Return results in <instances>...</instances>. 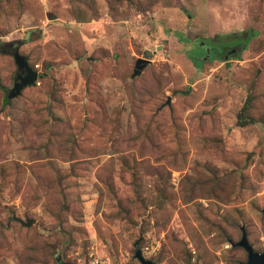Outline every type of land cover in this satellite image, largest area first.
Wrapping results in <instances>:
<instances>
[{
	"label": "rangeland",
	"instance_id": "374dc122",
	"mask_svg": "<svg viewBox=\"0 0 264 264\" xmlns=\"http://www.w3.org/2000/svg\"><path fill=\"white\" fill-rule=\"evenodd\" d=\"M0 46V264L264 252V0H0Z\"/></svg>",
	"mask_w": 264,
	"mask_h": 264
},
{
	"label": "water",
	"instance_id": "95a60500",
	"mask_svg": "<svg viewBox=\"0 0 264 264\" xmlns=\"http://www.w3.org/2000/svg\"><path fill=\"white\" fill-rule=\"evenodd\" d=\"M8 48L7 51L12 55L14 58L15 64L17 66V72L14 77L13 89L11 93L7 95V98H15L20 93L21 90L27 86H31L35 83L38 75L35 71H33L30 66L28 65L27 58L25 56H21L18 53L19 44L12 47V45H7L5 48ZM5 48H2L5 51ZM151 53L149 51H145L144 57L139 58L136 62L135 69L133 70V76H138L141 74L142 70L148 65L149 60L148 58L151 57ZM169 104V100L167 102ZM32 221L28 220L25 226L29 227ZM242 246L248 254V262L247 264H264V252L263 253H256L253 251L252 247L247 243L245 235L242 237L241 242L238 244ZM136 257L140 260L141 264H153L150 261H146L143 259L141 252H136Z\"/></svg>",
	"mask_w": 264,
	"mask_h": 264
},
{
	"label": "trees",
	"instance_id": "16d2710c",
	"mask_svg": "<svg viewBox=\"0 0 264 264\" xmlns=\"http://www.w3.org/2000/svg\"><path fill=\"white\" fill-rule=\"evenodd\" d=\"M178 38L180 39V40H184L183 38H181V36H178ZM205 42H203V44H204ZM212 43H213V41H212ZM201 45V42H198V45H196L197 46V48H198V51H199V54H198V56L196 57V59L194 60L196 63H200V62H206V61H211V60H214V59H216V58H218L217 56H215L214 57V55L213 56H209V59L208 60H202L200 57L201 56H204L205 55V53H204V50H203V47L202 46H200ZM206 44V43H205ZM220 45V44H219ZM211 46V45H210ZM224 48V51L226 52L228 49H230V48H233V47H236V45H232V46H226V45H222ZM221 46V47H222ZM2 48H4V47H2V46H0V52L1 53H5L6 51H3L2 50ZM242 50V46L240 45V46H238L237 47V54L235 55V56H233V57H236L237 55H238V52L239 51H241ZM11 55V54H10ZM12 56V55H11ZM13 58V57H12ZM217 60H224V58L222 57H220V58H218ZM199 61V62H198ZM17 72V71H16ZM16 74V73H15ZM15 77V76H14ZM13 81H14V79H13ZM27 87H29V86H27ZM27 87H25V88H27ZM24 89V88H23ZM22 89V90H23ZM22 90H21V92H22ZM5 103H8V100L6 99L5 100ZM245 110V105L243 106V108H242V110L241 111H244ZM241 115V114H240ZM240 117V116H239ZM242 121H243V124H245L246 122V119L245 118H242ZM247 121H248V119H247ZM249 121L250 122H252V120L251 119H249ZM241 232H242V236H241V238H240V240H239V242H237L236 244H234L233 245V248H235V249H237V248H241V249H243L244 250V252L246 253V255H247V262H248V254H247V251L242 247V246H239L238 244L241 242V240H242V237L245 235V237H246V241H247V243L249 244V242H248V240H247V236H246V233H245V231H244V229L242 228L241 229ZM250 245V244H249ZM251 246V245H250ZM252 247V246H251ZM253 249V248H252ZM253 251H254V249H253ZM140 252V251H139ZM254 252H256V251H254ZM256 253H258V252H256ZM142 255V254H141ZM135 257H136V253H135ZM143 257V256H142ZM137 258V257H136ZM144 259V258H143ZM137 260L140 262V260L137 258ZM144 260H146V261H150V260H147V259H144ZM151 262V261H150ZM247 262L245 263V264H247ZM141 263V262H140ZM151 263H153V262H151Z\"/></svg>",
	"mask_w": 264,
	"mask_h": 264
},
{
	"label": "flooded vegetation",
	"instance_id": "af4514ba",
	"mask_svg": "<svg viewBox=\"0 0 264 264\" xmlns=\"http://www.w3.org/2000/svg\"><path fill=\"white\" fill-rule=\"evenodd\" d=\"M212 43V42H211ZM239 43V42H238ZM213 44V43H212ZM211 44V45H212ZM203 50H204V53H205V55L204 56H201L200 58L202 59V60H208L209 59V56L211 55V56H213L214 55V57L215 56H217L218 58H220L221 56H219L218 55V52L216 53V54H213V50L212 49H209L207 46H206V44H203ZM210 47H213V46H210ZM223 53H224V55H223V58L224 59H227V58H230V57H233V56H235L236 54H237V47H233V48H230V49H228L226 52L224 51V49H220ZM218 58H216V59H214V60H217Z\"/></svg>",
	"mask_w": 264,
	"mask_h": 264
}]
</instances>
